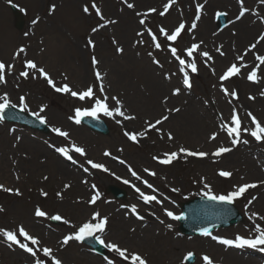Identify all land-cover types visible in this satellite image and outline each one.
<instances>
[{
  "label": "rangeland",
  "instance_id": "rangeland-1",
  "mask_svg": "<svg viewBox=\"0 0 264 264\" xmlns=\"http://www.w3.org/2000/svg\"><path fill=\"white\" fill-rule=\"evenodd\" d=\"M208 1L177 0L168 13L160 16L158 13L163 11L167 0H128L134 4L133 9L127 8L123 0H95L105 19L116 20L117 23L108 24L93 33L92 28L104 21H101L94 11L89 14L82 11L83 5L90 6L92 0H0V60L15 64L14 71L6 75L7 83L0 84V95L7 92L12 102L17 104L19 96L25 95L29 105V111L25 112L30 114L38 111L41 105H46L47 110L43 115L47 117L50 130L55 126L70 133V139L65 140L52 131L46 136L27 128L0 122V165L4 161L7 164L0 174V185L19 189L22 193L17 196L0 189V207L4 209L0 212V228L14 230L19 224H23L32 235L39 237L42 245L56 250L55 254L63 264H107L105 258L96 257L90 248L79 242L73 241L60 247L59 241L64 235L72 232L73 228L62 221H58L60 226L53 225L51 220L36 218L33 214L34 208L40 206L49 214H60L72 225L79 226L89 220L94 211H98L101 216L109 218L107 230L103 234L105 241L116 242L130 251L139 252L142 256L149 254L152 264H182L183 257L189 251L196 254V264H202L203 255H210L212 249L209 238L181 236L177 230V220L167 217L165 209L176 215L180 214V204L202 196L200 192L206 191L204 183L210 185L215 194H226L234 190V186L248 182L257 183L263 179V175L255 178L243 172L246 165L242 163L245 161L236 160L238 154L248 155V162L256 165L253 155L244 151L254 148L259 152V163L264 164V141H257L242 131L241 143L233 147L231 138L220 130L219 126L222 121L230 122L233 109L241 118L242 128H254L248 112L264 125V65L258 70V82L247 79L248 72L259 63L255 56L264 55V41L245 56L243 63L248 67L242 68L239 76L224 82L230 91H237L238 99L224 95L220 90L221 82L218 77L231 63L239 65L241 62L236 60L237 55H243L248 46L255 43L264 31L258 29L250 39L242 40L243 35L235 28V14L228 9H212V33H204L200 19L193 32L184 31L173 45L183 50L193 42L203 41L202 50L209 51L213 56V61L205 66L204 58L196 55L198 72L189 73L192 87L186 89L182 85V75L178 72V62L171 57L168 50V45L172 42L160 37L162 49L156 50L150 46V37L145 33V43L136 44L140 39L136 33L143 30V26L139 24L142 17L136 13H147L149 9L156 8V13L147 15L146 24L153 32L158 33L159 26L172 30L181 21L186 23V27L190 26L195 18L196 4ZM11 4L17 6L25 15L26 23L22 31L15 27ZM52 4L56 5V10L50 13ZM249 4L251 10L264 18V6H258L251 0ZM218 11L227 13L229 23L224 30H219L216 24ZM33 20L38 22L33 24ZM25 32L29 33L27 37L24 36ZM89 38L94 41L95 49L86 47ZM114 40L116 44L113 43ZM21 44L27 46V57L45 67L58 86L67 82L74 90H83L92 85L99 96L100 82L95 80L91 66V56L95 55L100 61L97 67L104 76L106 93L109 97L119 96L128 113L135 115L137 119L123 121L122 125H119L115 119L100 114L98 118L105 120L109 125V136L94 134L81 124H75L68 117L74 115V109L77 107H89L91 101H80L70 95L57 93L42 78L19 77V72L23 70V57L13 61L12 53ZM117 45L123 47L122 54L116 52ZM221 45L224 56L216 52V48ZM149 51L159 59L162 67L152 62V58L147 55ZM173 73L171 79H166V75ZM62 74L67 75V81L63 80ZM176 87L181 88L179 95L172 94ZM109 105L114 106L111 99ZM173 107H179L181 111L172 113L170 119L160 127L164 133L171 131L174 140L169 141L166 135L161 138L156 131H149L147 137L140 138L138 143H133L124 136L125 130L143 131L145 120L154 121L165 112V108ZM214 132L218 134L217 138L210 140L209 136ZM245 140L247 143H243ZM72 142L85 148L87 156L73 152V162L61 157L54 147H51H70ZM181 146L194 151H206L209 156L185 158L181 154L171 165H162L153 159V156L162 158L165 152L178 151ZM218 146L231 147L233 150L220 157H213L211 153ZM105 152L111 155L105 156ZM12 153L15 154V161L11 159ZM88 159L103 163L109 171L92 169L86 163ZM230 159H234L236 166H240L232 165ZM76 167L80 168V173L74 179ZM84 168H88V171L85 172ZM129 168L141 179L137 180L132 176ZM145 168L154 171L156 175L150 176L144 172ZM220 170L232 171V176L220 177ZM45 176L48 177L47 180L43 179ZM124 180L130 181V184L123 183ZM145 180L152 184L156 191L147 188L143 183ZM65 184L70 187L65 188ZM131 184H135L146 194L156 195L162 203L145 204ZM92 185L96 186L95 189ZM108 186L125 190L128 199L116 201L106 194ZM173 188L179 191H171ZM41 189L48 193L47 197L40 195ZM58 192L61 196H57ZM96 192H99L100 198L95 205H91L88 201ZM252 194L253 191H250L234 201L244 222L228 230H218L213 235L228 239H234L237 234L249 237L248 235L254 233V222L264 226V220L255 217L249 219L253 213L248 206ZM133 204L137 206L143 220L148 217L157 221L150 226L151 230H154L151 235L154 236L152 238L155 239V245L153 244L147 254L142 243L147 233L141 231V227L135 232L136 223L127 221L124 217L125 214L131 213L130 206ZM134 216L131 213L130 218L137 221ZM121 223H125L128 228L126 230L133 233L124 234L123 227L116 230L114 224ZM162 225H165L167 234L160 235L155 232V229L161 228ZM167 225H171V228ZM122 233L126 239L121 237ZM108 253V259H115L116 264H121L118 256L109 250ZM39 255L40 258L46 259L42 253ZM30 261L28 254L19 248H8L0 237V264H30Z\"/></svg>",
  "mask_w": 264,
  "mask_h": 264
},
{
  "label": "snow or ice",
  "instance_id": "snow-or-ice-1",
  "mask_svg": "<svg viewBox=\"0 0 264 264\" xmlns=\"http://www.w3.org/2000/svg\"><path fill=\"white\" fill-rule=\"evenodd\" d=\"M11 2V0H9ZM123 2L126 4L127 8L133 9L134 4L128 2V0H123ZM264 2V0H262ZM177 3V0H167V2L163 5V11H160L158 14L160 16H164L166 13L169 12V10ZM238 3L240 5V9L238 12V15L235 17L236 21H239L242 19L247 12L250 10L244 6L245 0H238ZM205 5L202 3L196 4L195 9V18L192 20L190 26L186 27V23L181 21L178 23L177 26L174 27L172 30H168L163 26H159V32H153L151 27H148L146 24V17L149 13H156V8H151L148 10L147 13H140L137 12L136 15L142 17L139 19V24L143 26L142 31H138L136 33L137 37H140L136 41L137 45H142L145 43L143 40V36L145 33L150 37V46L153 47L156 50L162 49V43L160 40V37H163L165 41L172 42L168 45V50L171 54V57L174 58L175 61L178 62V72L182 75V85L186 89H191L192 82L190 78V72L191 73H197L198 72V66L196 62V55H199L200 57L204 58L205 66H208V62L213 61V56L210 54L207 50H202V44L203 41L200 42H193L190 44V46L185 47L183 50L178 49L177 47L173 46L174 43L178 40V38L181 36V34L184 31L193 32L197 28V22L201 18V12L204 9ZM56 5L52 4L50 6V13L55 12ZM82 11L85 14H89L90 11H94L95 15L99 17L101 21H104V23L99 24L97 27L92 28V32H97L100 28H103L107 26L108 24H115L117 23L116 20H106L104 15L101 12L100 7L96 4L95 0H92L91 5L88 4L83 5ZM227 13L225 12H217L216 17L220 18L222 16H226ZM38 21L33 20V24H36ZM235 34V33H233ZM29 35L28 32L24 33V36L27 37ZM261 41H264V34L259 35L258 39L255 43H252L248 46V48L245 50L243 55H237L236 60L241 62L239 65L237 63H231L228 65L223 73L218 77L220 83V90L224 93L225 96H230L232 99H238V93L235 89L229 90L228 87L225 86L224 82L230 80L233 77H237L241 74L242 68H247L248 65L246 63H243L245 56L249 51H252L257 48V44H259ZM114 44L117 42L114 40ZM86 47H91L92 49H95V43L94 41L89 38L87 40ZM222 45L216 48V52L219 53V55L224 56L225 53L222 51ZM44 49H41L43 51ZM116 52L122 54L124 52L123 47L117 45ZM139 54V53H138ZM147 55L152 58V62L158 66L160 65L159 59L155 58L153 55V52L149 51ZM23 57V70L19 72V77H22L24 79H38L42 78L44 81H46L47 85L50 86L55 92L57 93H63L72 96L73 98H76L80 101H91V104L89 107L86 108H80L77 107L74 109V115L69 116L68 119L73 121L75 124L79 125L84 117H92L93 119H96L99 117L100 114H103L104 116L111 117L115 119V122L119 125H122L123 121H131L137 119L135 115L129 114L127 108L125 107L123 101L119 98L117 95H113L109 97V95L106 93L103 79L104 76L102 75L101 71L98 69V65L100 61L97 59L95 55L91 56V66L93 68V73L95 80L100 82L98 91L100 95L98 96L96 94V91L94 90V87L92 85H88L83 90H74L72 86H70L69 83L65 82L57 85L56 81L52 77V75L49 73V71L46 70L45 67L39 65L34 59H30L27 57V46L26 45H19L16 47L14 52L12 53V60L16 61ZM255 59L259 62L255 65L247 74V79L251 82H258L260 77L258 76V70L260 69L261 65H264V55L257 54L255 56ZM15 69V64L6 62L3 60H0V84H6V75L12 73ZM213 73L215 74V70L213 69ZM171 75H166V79H171ZM63 80L67 81L68 77L66 74H62ZM181 93V88L176 87L172 94L173 95H179ZM264 95V93H262ZM250 99H254V97H249ZM109 99L113 102L114 106L109 105ZM164 103H167V97L164 99ZM231 103V100L229 101ZM19 107V110L21 112L29 111V105L27 103V98L25 95H21L18 98V104L13 103L10 99V96L7 92L0 95V122H3L5 119V114L9 109H15ZM47 110L46 105H41L39 107V110L36 112H32L31 114L39 121L40 124H47L48 120L43 113H45ZM181 109L179 107H173V108H165V112L162 113L158 118L153 120H145V127L143 131H124V136L127 137L129 141H132L133 143H138L140 138H146L149 131H156L161 135V138L164 137V135L167 136V139L169 141H172L175 139L173 133L171 131H168L167 133H164L162 131V126L166 121L170 119V115L172 113H179ZM247 115L251 118V122L254 125V128H242V121L235 109L232 110L231 116H230V122H221L220 124V130L227 133V136L231 138V143L233 147H235L237 144L241 143V132L248 133L251 135L255 140L257 141H264V125L261 124L260 121L257 120V118L252 115L251 112H248ZM116 117H120L122 119H116ZM51 131L55 133L59 137H63L65 140L70 139V133L68 131L63 130L60 127L53 126ZM217 133H212L209 136L210 140H216ZM19 140V137H17V141ZM243 143H247V141H243ZM51 147H54L55 151L59 153L62 157L66 158L69 161H73V156L71 153H78L80 156H87L85 148L77 145L75 142H72L70 147L64 146V147H57L55 145H51ZM233 149L231 147H225V146H218L214 152L211 153L213 157H220L225 153L231 152ZM183 154L185 158L187 157H196V158H207L209 156V153L206 151H194L190 150L189 148L181 146L178 151H172V152H165L163 153V157L159 156H153V159L156 160L158 163L162 165H171L174 161L180 158V155ZM105 156L111 155L109 152L104 153ZM88 165L91 166L92 169H99L104 172H108L109 169L103 164V163H97L94 162L91 159H88L86 161ZM123 163V161H121ZM84 171L87 172L88 168H84ZM129 171L131 172L132 176L136 177L137 180H140L141 177L133 171L131 168H129ZM144 172L148 173L150 176H155L156 173L154 171H150L149 169L145 168ZM218 175L223 178H230L232 176V173L230 171L226 170H220L218 172ZM18 178V177H17ZM44 180H47L48 177L45 176L43 178ZM119 179V177H117ZM203 183V179L201 180ZM123 183L130 184V181L124 180ZM143 183L147 186V188L152 189L153 191H156L153 188V185L148 183V181H143ZM65 188L70 187V185L65 184ZM95 185H92V188L95 189ZM131 187L135 190L136 193L139 194V198L145 203L150 204L152 202L156 203H162L156 195H149L145 192L141 191L139 187H137L135 184H131ZM258 185L256 183H244L241 185L234 186V190L227 192L226 194H215L212 191V188L207 183H204V189L206 191H201L200 195L206 197L210 201H216L223 204H232L234 201L240 197H242L249 189L256 188ZM0 189H2L5 192L14 193L15 195L19 196L22 195L19 189H12V188H5L3 185H0ZM173 192H178L179 189L173 188L171 189ZM40 195L43 197H47L48 193L44 191L43 189L40 190ZM57 196H61V193H57ZM100 198L99 192H96L93 194L88 201L89 204L95 205ZM253 200L256 199V197L252 198ZM252 201H249V204H251ZM122 207H129L127 205H122ZM4 209L0 207V212H3ZM130 211L133 215L137 217V219H143V216H141L138 213L137 206L135 204L130 206ZM34 216L36 218H46L48 220L52 221H62L66 225H70L73 228V231L70 232L67 235L63 236V239L59 241L60 247H64L70 244V242H84L85 240L92 239L95 243H98L102 245L103 247L107 248L109 251L113 252L116 256H118L121 260V264H148V260L142 256L139 252L130 251L127 247H121L118 243L112 242V241H105L103 239V234L107 230V225L109 222V218L107 216H101V214L98 211H94L91 215V218L79 226L72 225L71 222L66 219L65 217L61 216L60 214H54L51 215L47 211L43 210L40 206H36L34 208ZM165 215L173 220H180L184 219L182 215H176L172 211H169L165 209ZM253 217L258 218L260 220H264V216H259L257 213H252V215L249 217V219H253ZM160 223H164L163 221H160ZM168 228H171V225H167ZM254 231L256 235L254 237H245L237 234L234 239H228L220 236H214L212 233L207 229L203 228L201 229V235L205 237H211L212 240L216 241L217 243L228 246V247H235V248H251V249H259V251L264 252V226H261V224H257L254 222ZM0 237L3 238V242H5L8 246V248L13 249L19 248L24 253L28 254V256L31 258L30 264H63V261L55 254V251L52 247L42 245L41 240L39 237L32 235L23 224H19L14 230L7 229V228H0ZM40 253H42L43 257L46 259L40 258ZM195 254L191 251L187 252L186 255L183 257L182 264L185 261H190L192 257ZM105 260L107 261V264H116L115 259H108L105 257ZM203 264H215L214 260L208 256L203 255L202 257Z\"/></svg>",
  "mask_w": 264,
  "mask_h": 264
},
{
  "label": "bare ground",
  "instance_id": "bare-ground-1",
  "mask_svg": "<svg viewBox=\"0 0 264 264\" xmlns=\"http://www.w3.org/2000/svg\"><path fill=\"white\" fill-rule=\"evenodd\" d=\"M254 2V4H262V0H251ZM205 8L202 10L203 13L201 12V20L202 24L201 27L203 28L204 33L205 32H210L212 33L213 28L210 24V21L212 19L211 12L213 11L212 9H228L232 11L235 16L238 15L240 5L238 3V0H209L208 2H205ZM244 6L247 7L250 11L245 14V16L240 19L239 21H236V26L235 28H238V32L243 35L242 40H247L250 39L256 30L259 29V31H264V18L256 13L255 11L251 10V6L249 4V0H245ZM246 27H252L254 29H248ZM226 38V37H224ZM243 150V147L241 148ZM249 153V155H253L254 162L256 165H254L251 162H248V155H243V154H238L237 160L244 163L242 165H246L243 167V172L249 173L251 176L255 178H259L260 175H263V179L259 180L256 184L258 187L249 189L246 193L253 191V194L250 196V199L252 201L251 204L248 203V206L250 207L251 211L253 213L259 214V216H264V164L259 163L260 157H259V152L257 150L253 149H248L244 150ZM241 153V152H240ZM17 158V155H16ZM11 159L15 161V154H11ZM232 165L236 166V161L234 162V159H230ZM6 162L4 161L0 165V174H2V169L6 168ZM240 165H237L236 167H239ZM80 171V168H75L74 169V179L76 175H79L78 173ZM232 172V171H231ZM233 173V172H232ZM14 176V174L12 175ZM15 177V176H14ZM251 183V182H248ZM256 197L255 200L252 198ZM117 214V213H116ZM116 218V216L114 215ZM127 221H132L135 224V229L134 231L136 232L138 230V227H141V231L147 233V235L144 237L142 243H143V248L144 252L147 254L151 251L153 244L155 245V239L154 236L151 235V223H156L157 221L152 220L148 217H146L145 220L138 219L137 221L131 217V213H127L124 216ZM258 219V218H256ZM115 229L119 230V228L122 227L124 228V234L133 233L131 230H126V224L121 223V224H114ZM165 225H162L161 228H156L155 232L162 234H167V231L165 230ZM128 229V228H127ZM123 233L121 234V237H125ZM256 235L255 231L254 233H251L248 235L249 237H254ZM153 237V238H152ZM166 243V242H165ZM169 243V242H167ZM211 258L214 260L215 264H264V252L257 251L255 253L250 254L249 256L252 257L251 259L245 257L248 255L246 253V250L240 249V248H235V247H228L221 245L215 241V244L211 246ZM72 254V253H71ZM148 260V264H152L151 260L152 258L147 254V256H144Z\"/></svg>",
  "mask_w": 264,
  "mask_h": 264
},
{
  "label": "water",
  "instance_id": "water-1",
  "mask_svg": "<svg viewBox=\"0 0 264 264\" xmlns=\"http://www.w3.org/2000/svg\"><path fill=\"white\" fill-rule=\"evenodd\" d=\"M225 21L226 19L224 18L222 23ZM22 27L23 21L20 19L18 28L22 29ZM5 118L26 124L32 129H37L47 133V128L44 124H40L36 119L26 116L16 109H9L5 114ZM84 124L90 126L95 131H100L102 134L108 135L109 133L106 126L100 122L84 119ZM110 191L114 192V195L118 199L123 198V192L115 190L114 188H111ZM185 212L190 223V229L185 225V223H183L181 230L189 235L201 234V229L203 228H207L210 232L219 227L226 228L239 221L237 214L230 207L210 206V204H207L206 202H199L198 204L194 203L187 206L185 208ZM85 243L92 246L98 254L104 253V250L92 239L85 240Z\"/></svg>",
  "mask_w": 264,
  "mask_h": 264
}]
</instances>
